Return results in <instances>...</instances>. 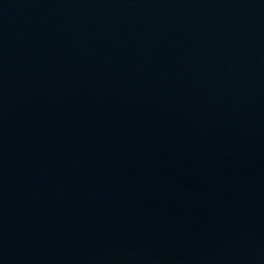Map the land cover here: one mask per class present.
<instances>
[{
  "label": "water",
  "instance_id": "95a60500",
  "mask_svg": "<svg viewBox=\"0 0 264 264\" xmlns=\"http://www.w3.org/2000/svg\"><path fill=\"white\" fill-rule=\"evenodd\" d=\"M0 264H264V0H0Z\"/></svg>",
  "mask_w": 264,
  "mask_h": 264
}]
</instances>
